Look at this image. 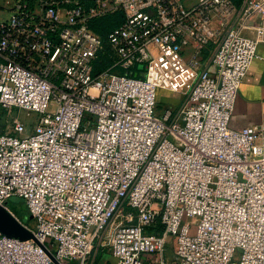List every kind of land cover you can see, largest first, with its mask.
<instances>
[{
    "label": "built area",
    "instance_id": "obj_1",
    "mask_svg": "<svg viewBox=\"0 0 264 264\" xmlns=\"http://www.w3.org/2000/svg\"><path fill=\"white\" fill-rule=\"evenodd\" d=\"M117 10L105 45L90 21ZM259 44L264 0H12L0 19V204L34 238L0 233V264H57L47 250L94 264L97 239L115 264L146 253L167 264L169 236L173 264H264V127L230 125ZM104 47L112 61L96 70ZM158 89L180 102L158 113ZM14 108L40 113L31 132Z\"/></svg>",
    "mask_w": 264,
    "mask_h": 264
},
{
    "label": "crops",
    "instance_id": "obj_2",
    "mask_svg": "<svg viewBox=\"0 0 264 264\" xmlns=\"http://www.w3.org/2000/svg\"><path fill=\"white\" fill-rule=\"evenodd\" d=\"M257 18L258 16H253L251 21H255ZM257 53L258 56L251 60L235 97L230 117V125L233 127L250 124H261L264 127V59L261 57L264 55L263 44L257 46ZM214 68V65H209L210 71H214ZM160 90L170 93L172 97L175 95V99L179 98V94L176 92L165 89ZM101 240H96L89 260L94 264H115V258L111 255L108 248L102 245ZM155 256L156 254L154 253L151 255L144 254L142 257L143 264H158L155 261ZM164 258L167 260V264H173L176 259L174 242L171 236H169L166 243Z\"/></svg>",
    "mask_w": 264,
    "mask_h": 264
},
{
    "label": "rangeland",
    "instance_id": "obj_3",
    "mask_svg": "<svg viewBox=\"0 0 264 264\" xmlns=\"http://www.w3.org/2000/svg\"><path fill=\"white\" fill-rule=\"evenodd\" d=\"M12 0H0V19L1 18H7L10 14V3ZM119 70V69H118ZM180 102V98L177 97L175 99V95L172 97L170 93H167L164 90L158 89V94H157V104H156V111L159 113L161 112L165 107L167 106H174L177 103ZM54 106L50 103L49 108H53ZM12 114H17L24 122L26 123V132H31L34 127V122L36 119L39 117L38 112L36 111H27L25 109H20L17 110L14 108ZM5 206L17 217L21 219V221H26V224L29 226L34 225V219L29 217V212L28 208L26 206V203L23 198L18 197V196H10L6 202ZM128 207L124 206L123 210H127ZM186 220L190 221L192 218H188L186 215H183L181 218V223L185 222ZM28 221V222H27ZM196 230V226L191 223L189 228H188V233L189 234H194ZM2 232H6L9 234H16L20 235L17 231L10 230V229H5L1 230ZM146 254H153V253H146Z\"/></svg>",
    "mask_w": 264,
    "mask_h": 264
},
{
    "label": "trees",
    "instance_id": "obj_4",
    "mask_svg": "<svg viewBox=\"0 0 264 264\" xmlns=\"http://www.w3.org/2000/svg\"><path fill=\"white\" fill-rule=\"evenodd\" d=\"M122 20L121 11L106 13L102 16L96 17L90 21L91 28L97 32L105 42L107 32L116 26ZM106 45V42H105ZM99 63H96V70L101 69L112 61V57L108 55V47H104V52L99 57ZM28 222V221H27ZM162 226L160 223L147 227L148 232H160Z\"/></svg>",
    "mask_w": 264,
    "mask_h": 264
},
{
    "label": "water",
    "instance_id": "obj_5",
    "mask_svg": "<svg viewBox=\"0 0 264 264\" xmlns=\"http://www.w3.org/2000/svg\"><path fill=\"white\" fill-rule=\"evenodd\" d=\"M4 117L2 116L0 120ZM29 217L32 218V215L29 214ZM26 222V221H23ZM10 229L17 231L20 235L9 234L6 232H2L1 230ZM0 233L5 236L18 238V239H27L34 238L33 232L27 228L22 222L18 221L3 205L0 204ZM47 253L51 257V259L58 264V261L55 259L53 254L47 250Z\"/></svg>",
    "mask_w": 264,
    "mask_h": 264
}]
</instances>
